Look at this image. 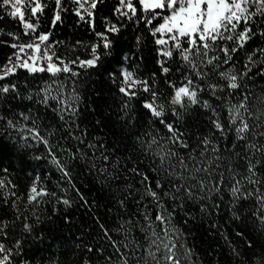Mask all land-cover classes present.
Returning <instances> with one entry per match:
<instances>
[{
  "label": "snow or ice",
  "instance_id": "snow-or-ice-1",
  "mask_svg": "<svg viewBox=\"0 0 264 264\" xmlns=\"http://www.w3.org/2000/svg\"><path fill=\"white\" fill-rule=\"evenodd\" d=\"M5 17L0 264H264V0Z\"/></svg>",
  "mask_w": 264,
  "mask_h": 264
},
{
  "label": "trees",
  "instance_id": "trees-1",
  "mask_svg": "<svg viewBox=\"0 0 264 264\" xmlns=\"http://www.w3.org/2000/svg\"><path fill=\"white\" fill-rule=\"evenodd\" d=\"M0 27H4L8 30H18L17 29V25L14 21L8 19L7 17H5L4 19H0ZM80 35H84V33H80ZM7 49L4 48H0V60L3 59L5 53H6ZM95 192V190H93ZM99 195L103 196V193H100ZM111 206V205H109ZM100 212L103 213L104 212V208L100 209ZM206 247V245H204Z\"/></svg>",
  "mask_w": 264,
  "mask_h": 264
}]
</instances>
